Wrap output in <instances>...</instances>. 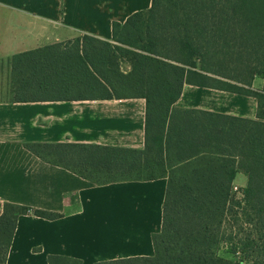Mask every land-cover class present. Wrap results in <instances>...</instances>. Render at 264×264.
<instances>
[{
	"label": "trees",
	"instance_id": "obj_1",
	"mask_svg": "<svg viewBox=\"0 0 264 264\" xmlns=\"http://www.w3.org/2000/svg\"><path fill=\"white\" fill-rule=\"evenodd\" d=\"M256 1L249 11L254 16ZM241 2L152 0L148 11L113 24L112 42L84 36L11 58L12 103L146 102L142 150L71 142L24 145L40 160L96 185L167 178L154 256L97 264H264V89H252L256 75L264 79V38L245 42ZM185 84L254 97L257 119L180 110L175 105ZM239 172L247 177L242 200L233 191ZM0 206V264H7L20 216L62 217ZM222 245L235 260L219 257ZM48 262L83 264L66 256H49Z\"/></svg>",
	"mask_w": 264,
	"mask_h": 264
},
{
	"label": "crops",
	"instance_id": "obj_2",
	"mask_svg": "<svg viewBox=\"0 0 264 264\" xmlns=\"http://www.w3.org/2000/svg\"><path fill=\"white\" fill-rule=\"evenodd\" d=\"M151 5L152 0H0V64L8 65L9 75V80L0 75V95L10 94L13 56L84 36L112 42L114 23L124 24ZM124 66L128 72L130 66ZM252 89H264L261 75L253 78ZM175 107L247 120L258 114L254 97L188 84ZM145 124L144 99L0 102V205L62 215L20 216L7 264H49V256L83 264L154 256L167 178L96 185L24 147L71 142L142 150ZM246 185L239 172L233 186Z\"/></svg>",
	"mask_w": 264,
	"mask_h": 264
},
{
	"label": "rangeland",
	"instance_id": "obj_3",
	"mask_svg": "<svg viewBox=\"0 0 264 264\" xmlns=\"http://www.w3.org/2000/svg\"><path fill=\"white\" fill-rule=\"evenodd\" d=\"M253 1V3H252ZM257 2L256 0H242L240 3L241 8L243 9V15L241 18L240 25L242 26V33L245 36V42H248V45H251L253 42L256 41L258 36L264 38V0H258L259 4V13L257 16L251 14L250 9L254 8L253 4ZM249 12V13H248ZM257 37V38H256ZM250 48V47H249ZM253 50L250 48V55L252 54ZM126 66L123 65V69ZM264 67V66H263ZM259 69H263L262 66ZM0 75L1 78L8 79V65L0 64ZM7 82V81H6ZM11 86V82H10ZM8 90V89H7ZM11 95L6 91L3 95H0V102H10L12 101ZM237 195V194H236ZM238 200H242V195H237ZM2 211V206H0V213ZM219 257L227 260H235L236 257L229 253L228 247L226 245H222L218 251Z\"/></svg>",
	"mask_w": 264,
	"mask_h": 264
},
{
	"label": "built area",
	"instance_id": "obj_4",
	"mask_svg": "<svg viewBox=\"0 0 264 264\" xmlns=\"http://www.w3.org/2000/svg\"><path fill=\"white\" fill-rule=\"evenodd\" d=\"M233 191H234V193H236L237 195H242V194H241V191H240L239 189L235 188V187H233Z\"/></svg>",
	"mask_w": 264,
	"mask_h": 264
}]
</instances>
